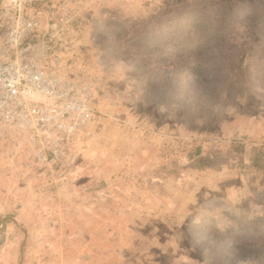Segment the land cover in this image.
<instances>
[{"label": "rangeland", "instance_id": "374dc122", "mask_svg": "<svg viewBox=\"0 0 264 264\" xmlns=\"http://www.w3.org/2000/svg\"><path fill=\"white\" fill-rule=\"evenodd\" d=\"M43 3L46 20L77 19L61 73L90 86L94 117L58 135L54 162L0 121V264H264L263 32L248 16L264 0ZM199 17L240 41L205 49L221 86L167 38Z\"/></svg>", "mask_w": 264, "mask_h": 264}, {"label": "built area", "instance_id": "2783aa9c", "mask_svg": "<svg viewBox=\"0 0 264 264\" xmlns=\"http://www.w3.org/2000/svg\"><path fill=\"white\" fill-rule=\"evenodd\" d=\"M43 2L0 0V121L49 141L54 162L61 154L58 135H74L93 119V94L61 73L77 19L46 20Z\"/></svg>", "mask_w": 264, "mask_h": 264}, {"label": "trees", "instance_id": "16d2710c", "mask_svg": "<svg viewBox=\"0 0 264 264\" xmlns=\"http://www.w3.org/2000/svg\"><path fill=\"white\" fill-rule=\"evenodd\" d=\"M252 11L248 14L247 10H245V13L243 15V18H245V15L248 14V16L250 17L251 22H256L258 24V26L254 25L255 27L253 29H260L261 32H263V34H252L251 35V39L253 40L252 43L254 44H258L259 42V46H261V48H264V41H262V39H264V19L261 18L259 19L258 17H260L261 15H258L259 12L262 11V8H259L258 5H253L250 8ZM206 19L204 17H199L198 18V23L196 26H188L187 28H183L182 26H179L177 28H172L168 35L167 38L171 39V42H173V47H171L172 52L175 56H179V57H187L188 55H196L194 57V59L192 58V62L191 60L189 61V64H195L194 66V71L192 70V75H198L203 77L202 80L204 82H209L211 81L213 86H221L220 83L216 84L217 79L220 78L222 75L223 70H221V65H217V63L215 62V56L217 55V51H211L212 53H206L208 51H206L205 49H207L209 47L212 48L213 44L217 46V50L220 52L221 49H224V41L227 43V46L231 47L232 46H239L240 45V41L239 44L235 43L234 41V37H232V34H227L224 35L223 32V27L220 24H216V23H210L209 26L210 29H207L206 32ZM205 33V34H204ZM225 37V38H223ZM193 38V39H192ZM197 38V39H194ZM231 38V39H230ZM202 39V40H201ZM212 39H217L220 41V43L217 45V42L215 40ZM224 39V40H223ZM250 39V40H251ZM186 42L188 45H186ZM175 43V45H174ZM212 44V47H211ZM238 44V45H236ZM190 46V47H188ZM191 48V49H190ZM213 49V48H212ZM212 55L209 56V55ZM213 58V61L211 60ZM191 62V63H190ZM208 68V69H206ZM257 149V148H255ZM257 150H262V148L257 149ZM260 151L257 154H251V161H252V165L255 167H258L260 169H264V155L263 154H259ZM201 159L200 160H196V165L197 166H201ZM261 221H263L264 223V219H260Z\"/></svg>", "mask_w": 264, "mask_h": 264}]
</instances>
